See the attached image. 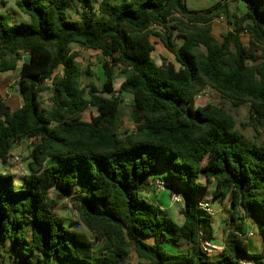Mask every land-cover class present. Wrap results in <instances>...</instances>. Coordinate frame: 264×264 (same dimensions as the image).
<instances>
[{"label": "trees", "instance_id": "1", "mask_svg": "<svg viewBox=\"0 0 264 264\" xmlns=\"http://www.w3.org/2000/svg\"><path fill=\"white\" fill-rule=\"evenodd\" d=\"M233 2L244 4L242 14L230 13ZM91 3L16 0L28 21L9 25L0 15V77L18 69L20 95L6 100L0 90V162L17 142H31L20 186L0 172V251L8 239L14 264H129L131 252L135 264H264V144L246 141L222 106L196 105L208 87L232 107L248 105L242 128L264 131V0H217L201 11L185 0ZM223 15L231 30L217 41L211 22ZM152 37L178 68L153 61ZM71 45L104 59L100 89L81 84ZM117 68L124 79L116 92ZM122 94L132 101L127 132L120 131ZM89 107L96 115L83 121ZM158 162V179L183 197L180 224L145 196ZM212 184L231 207L215 263L201 248L214 241L212 219L197 205ZM51 190L78 214L70 225L86 231L65 224ZM245 220L257 226L258 254L243 238Z\"/></svg>", "mask_w": 264, "mask_h": 264}, {"label": "rangeland", "instance_id": "2", "mask_svg": "<svg viewBox=\"0 0 264 264\" xmlns=\"http://www.w3.org/2000/svg\"><path fill=\"white\" fill-rule=\"evenodd\" d=\"M101 0H92V5L94 8L97 7L98 3ZM217 0H185V5L188 10L191 11H201L209 8L211 5H213ZM12 2V0H11ZM12 10L16 12L19 15V18L17 16V22H26L28 21V17L22 14L19 9L16 7L14 1L11 4ZM230 13H235L237 15H240L244 12V4L241 2H233L229 5ZM79 12L77 8H74L71 10L72 16H76V14ZM231 30V26L227 23V19L225 15H223V20H219V18H215L211 22V33L214 36V38L217 41H221L222 37L226 34L227 31ZM240 40L243 44H247L248 42V35L247 34H241L240 33ZM151 42L153 44V52L151 54L152 59L157 65H160L161 59H166L170 62H172L176 67H178V64L175 63L173 56L167 52L161 42L156 38L152 37ZM179 41H176V47H178ZM74 45H71V48ZM76 48L78 50H76ZM72 50V49H71ZM73 50L78 52L77 57L75 58V61L79 67V70L81 72V84L83 86L92 83L97 88L100 89L101 84L104 81L103 76V69L102 65L105 62L104 59L100 54H96L93 51L81 49L78 46L75 45L73 47ZM26 60V58L24 59ZM88 70L89 75L85 74L84 71ZM124 77L119 68L115 69V75H114V89L117 92L119 89L120 84L122 83ZM17 82H19V75H18V69L2 74L0 77V90H3L4 92V98L6 100H10L12 98H16L17 102H20V95L17 87ZM202 91H204L202 98H199L196 101L197 106H203L206 103H213L216 105L222 106L225 111L230 113L236 122V128L240 130L244 136V139L248 142H256L258 144H264V131H261L259 134H257L255 131H253L251 128H242L241 125L245 124L248 120V112L249 107L248 105H242L239 107H232L229 103L223 102L218 94L211 90L208 87H205ZM49 98H50V91H45L40 94V101L42 102L43 108H48L49 106ZM122 103L120 105V122L121 132H127L132 129V125L130 122V111H131V96L128 94H122L121 95ZM96 115L95 109L89 107L86 111L82 113V120L83 121H89L92 116ZM31 142L30 140L23 139L22 141L15 144V148L12 151L13 154H20L22 161L19 164H13L11 159L9 158L8 162L3 164L1 170H5L6 172H10L13 177L15 178V186H20L21 179L27 174L28 171V162L30 160L29 158V150H30ZM50 163H52L54 160L50 159ZM163 164L161 162H158L157 164V170L156 173L151 177V181L154 179L161 178L163 176ZM154 183V182H153ZM200 183H204L203 179H200ZM177 188L173 187V190H176ZM214 184L210 185L207 195L204 197L205 200L210 204L211 208L215 212V216L212 220H214V232L215 237L213 243L216 244V247L222 246L223 238L225 235V232L227 230V223L229 224V218L231 215V207L229 204V200L227 198L221 199L219 197H215L214 195ZM172 193H170L168 190H159L157 188L153 187V190L149 192L146 196L147 199H149L151 202L156 203L157 206H160L162 210L167 212L171 215L173 220L180 224L182 222V211H183V205L181 204H175L172 202ZM50 197L52 199H55L57 202V207L55 209L56 213L63 218H65V224L69 226L72 229L79 230V231H86L85 228L80 224L76 225H70L71 222H78V214L74 209H72L69 201L67 198L59 199L56 197L55 191H50ZM244 226L248 227L249 230L255 231V223L251 220H245ZM218 238L219 241H221V244H218L215 242V238ZM255 239V240H254ZM249 241V252L254 253V250L252 247H257L255 242L257 241L256 238H249L245 239ZM100 248V244L94 241V251H97ZM166 248L169 251H185L186 247L185 245H181L178 249L173 250L168 245ZM256 250V249H255ZM220 249L216 250L213 249L212 252H210V256L212 257L213 263H215L216 258L218 257V254L220 253ZM9 253V240L5 239L3 242L2 251H0V264H14L15 260L14 258H11L8 256ZM260 253V248L258 251L256 250L255 254ZM137 261L136 256L133 252H131L126 262L129 264H135Z\"/></svg>", "mask_w": 264, "mask_h": 264}, {"label": "built area", "instance_id": "3", "mask_svg": "<svg viewBox=\"0 0 264 264\" xmlns=\"http://www.w3.org/2000/svg\"><path fill=\"white\" fill-rule=\"evenodd\" d=\"M219 20H223V17H219ZM241 34H247V32H246L245 30H243V31L241 32ZM51 84H52V83H51L50 80H48V81L45 82V85H47L48 87H50ZM203 93H204V91H202V92L197 96L196 100H198L199 98H202V96H205V95H203ZM17 143H18V142H17ZM17 143H16V144H17ZM14 146H15V145H14ZM14 148H15V147H13L12 151L14 150ZM12 151H11V157H10L12 163H13V164H19V163L22 161L20 154H13ZM153 187H154V188H157V189H159V190H163V189L167 190V184H166L163 180H161V179H156V180L154 181V183H153ZM171 196H172L171 198H172V202H173V203H175V204H181V205L183 204V197L181 196V194L176 193V192H173ZM197 205H198V207H199L202 211L205 212V214H206L207 216H209L211 219H213V217L215 216V212H214V210L211 208V206H210V204L207 202V200H205V198L199 200V201L197 202ZM252 236H253V233L250 232V233H248V234H245V235L243 236V238H244V239H248V238H250V237H252ZM201 248H202L203 252L206 253V254L209 255V256H210V252H212L213 249H216V250L220 249V251L222 250V246H220V247H216V244H214L213 242H205V243H202V244H201Z\"/></svg>", "mask_w": 264, "mask_h": 264}, {"label": "crops", "instance_id": "4", "mask_svg": "<svg viewBox=\"0 0 264 264\" xmlns=\"http://www.w3.org/2000/svg\"><path fill=\"white\" fill-rule=\"evenodd\" d=\"M13 1H14V3L16 2V0H12V2H11V0H0V15H2L3 17H4V21H5V23L6 24H13V23H18L16 20H17V16H18V18H19V15L16 13V12H14L13 10H12V6H11V4L13 3ZM99 4V3H98ZM91 5H94V4H92L91 3ZM73 17H74V15H73ZM73 47H75V45L73 46ZM73 47L71 48L72 50H73ZM76 50H78L77 48H76ZM75 50V51H76ZM74 51V50H73ZM77 52V51H76ZM94 53H96V54H99L98 52H96V51H93ZM154 61V60H153ZM176 67V66H175ZM176 68H178V67H176ZM2 166H3V164L0 162V169L2 168ZM3 171H5V170H1L0 172H3ZM156 204V203H155ZM157 205V204H156ZM160 207V206H159ZM161 208V207H160ZM162 209V208H161ZM212 224H213V227H214V220H212ZM243 229H244V232H245V234H248V233H250V232H252L253 233V236L252 237H250V239L251 238H256L257 239V241L255 242V244L257 245V247H252L253 248V250H254V253H252V254H255L256 253V250L258 251V249L260 248V238H259V236H258V233H257V226H256V224H255V227H254V229H255V231H253V230H249V228L248 227H246V226H244L243 227ZM214 237H215V234H214ZM248 240H249V238H248ZM255 240V239H254ZM215 242L216 243H218V244H221V241H219V239L216 237L215 238ZM246 242L249 244L250 242L249 241H247L246 240ZM256 249V250H255Z\"/></svg>", "mask_w": 264, "mask_h": 264}]
</instances>
